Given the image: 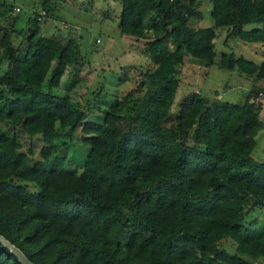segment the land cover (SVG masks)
I'll use <instances>...</instances> for the list:
<instances>
[{
    "label": "trees",
    "instance_id": "obj_1",
    "mask_svg": "<svg viewBox=\"0 0 264 264\" xmlns=\"http://www.w3.org/2000/svg\"><path fill=\"white\" fill-rule=\"evenodd\" d=\"M39 1L43 15L31 14L14 45L18 12L0 0V21L11 27H0V234L32 264H264V225L241 224L264 204V159L247 152L262 127L264 87L251 86L240 103L192 92L169 116L184 55L264 84V0H210L212 25L196 28L188 25L200 16L196 0H119L118 31L142 40L152 68L107 105L100 124L67 94L43 89L47 73L45 88L58 85L67 55L79 50L70 38L39 35L54 10L51 0ZM219 27L259 42L260 63L215 58ZM16 126L40 136L39 160L7 133ZM78 126L88 151L75 173L63 162ZM226 238L233 254L221 246ZM0 264L21 263L0 244Z\"/></svg>",
    "mask_w": 264,
    "mask_h": 264
},
{
    "label": "rangeland",
    "instance_id": "obj_2",
    "mask_svg": "<svg viewBox=\"0 0 264 264\" xmlns=\"http://www.w3.org/2000/svg\"><path fill=\"white\" fill-rule=\"evenodd\" d=\"M5 1L13 5V14L14 7L19 8L12 27L22 32L17 35L11 33L10 40L14 45L22 44L31 14L41 11L40 1ZM51 4L54 6L53 13L39 22V35L52 37L60 42L70 38L77 45L79 55H67L66 65L57 86L45 88L44 83L49 77L47 73L43 89L55 95L67 94L74 106L85 111L87 120L100 124L107 105L115 99H122L128 90L136 88L138 81L143 77L139 73L146 69L151 70L152 64L141 52L142 40H135L119 33L117 28L119 0H51ZM194 10L200 16L190 17L189 26L196 28L212 25L209 15L210 0H196ZM256 26L245 24L243 30L248 31ZM0 27L9 30L11 28L9 20H1ZM214 32L212 45L215 58L220 53H231L235 57L242 56L256 64L262 60L263 47L259 42H246L236 36H230L226 27L216 28ZM2 33L3 31L0 35ZM56 61L55 57L52 64ZM5 65V61L0 63V72ZM177 78L178 86L169 115L171 117L176 115L179 102L192 92H198L209 99L217 98L230 103H240L251 86L264 87L262 82L253 84L251 78L236 71L221 69L213 64L205 66L189 55H184ZM258 102L262 105L264 98ZM259 118L262 127L254 137V145L247 149L255 162L264 159V105L259 112ZM0 126L6 129L5 125ZM7 133L15 136L20 144V150L28 154L30 161L40 159L39 149L43 142L38 134H29L22 126H16L13 131ZM84 136L78 126L65 146L63 166L75 173L81 171L88 151V146L82 142ZM27 188L36 190L30 183L27 184ZM241 224L253 228L264 225V204L248 211ZM221 246L228 253H234V242L230 238L224 239Z\"/></svg>",
    "mask_w": 264,
    "mask_h": 264
},
{
    "label": "water",
    "instance_id": "obj_3",
    "mask_svg": "<svg viewBox=\"0 0 264 264\" xmlns=\"http://www.w3.org/2000/svg\"><path fill=\"white\" fill-rule=\"evenodd\" d=\"M0 244L8 249V251L15 256V258L21 263V264H32L26 256L14 245H12L9 241H7L1 234H0Z\"/></svg>",
    "mask_w": 264,
    "mask_h": 264
},
{
    "label": "built area",
    "instance_id": "obj_4",
    "mask_svg": "<svg viewBox=\"0 0 264 264\" xmlns=\"http://www.w3.org/2000/svg\"><path fill=\"white\" fill-rule=\"evenodd\" d=\"M14 10H15V12H18L19 11V8L18 7H15ZM40 15H43V11H40Z\"/></svg>",
    "mask_w": 264,
    "mask_h": 264
}]
</instances>
